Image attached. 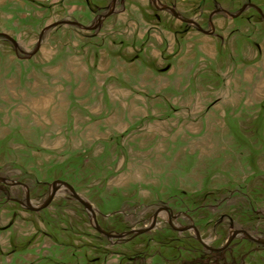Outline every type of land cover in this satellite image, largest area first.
Returning <instances> with one entry per match:
<instances>
[{
	"label": "rangeland",
	"instance_id": "obj_1",
	"mask_svg": "<svg viewBox=\"0 0 264 264\" xmlns=\"http://www.w3.org/2000/svg\"><path fill=\"white\" fill-rule=\"evenodd\" d=\"M0 178V264H264V0H0Z\"/></svg>",
	"mask_w": 264,
	"mask_h": 264
},
{
	"label": "water",
	"instance_id": "obj_2",
	"mask_svg": "<svg viewBox=\"0 0 264 264\" xmlns=\"http://www.w3.org/2000/svg\"><path fill=\"white\" fill-rule=\"evenodd\" d=\"M254 7L259 13H261L262 14V12H261V10H260V8L258 7V6H256V5H254V4H251V3H248V4H246L245 6H243L242 8H241V10H240V12L244 9V8H246V7ZM239 12V13H240ZM238 14V13H237ZM3 36H5V37H7V38H9L12 42H13V44L15 45V46H17V43L15 42V40L14 39H12L10 36H8V35H6V34H2ZM0 180L1 181H4V180H2L1 178H0ZM59 183H62V184H64V185H66L67 186V188H69V190L72 192V194H73V196H74V198L78 201V202H80L84 207H86V209L87 210H89L91 213H92V215L94 216V212H93V209H92V207L88 204V203H86L82 198H80L77 194H76V192H75V190L73 189V187L70 185V184H68V183H66V182H59ZM12 184H14V183H12ZM16 184H18V183H16ZM55 184L56 183H54L53 185H52V189H51V193H50V197H49V199L43 204V206H46L49 202H50V200L53 198V196H54V194H55ZM28 202V208H31V209H35V208H33L31 205H30V203H29V201H27ZM98 230L100 231V232H103L104 234H107V235H109V233H107V232H104L102 229H100V228H98ZM141 232H143V230H135V233H141ZM247 237H248V235H246ZM249 238H251L250 236H249ZM257 242H260V243H262V244H264V241H257Z\"/></svg>",
	"mask_w": 264,
	"mask_h": 264
},
{
	"label": "flooded vegetation",
	"instance_id": "obj_3",
	"mask_svg": "<svg viewBox=\"0 0 264 264\" xmlns=\"http://www.w3.org/2000/svg\"><path fill=\"white\" fill-rule=\"evenodd\" d=\"M156 216V215H155ZM96 226H98V224L96 225ZM181 228H185V229H189V228H191L190 226H188V225H186V226H182V227H179V228H177V229H181ZM193 228H194V226H193ZM102 229V228H101ZM193 230H195L196 232H197V230H196V228H194ZM104 232H107V231H104ZM195 232V233H196ZM101 233H103V232H101ZM108 233V232H107ZM104 234V233H103ZM197 236H198V233H197ZM151 238H147V240L145 241V246L147 247V246H149L151 243ZM225 249H227V247H225L224 249H223V251H225ZM200 262L202 263V264H209V260L207 259V260H205V259H200Z\"/></svg>",
	"mask_w": 264,
	"mask_h": 264
},
{
	"label": "bare ground",
	"instance_id": "obj_4",
	"mask_svg": "<svg viewBox=\"0 0 264 264\" xmlns=\"http://www.w3.org/2000/svg\"><path fill=\"white\" fill-rule=\"evenodd\" d=\"M239 234H237L236 236H238Z\"/></svg>",
	"mask_w": 264,
	"mask_h": 264
}]
</instances>
